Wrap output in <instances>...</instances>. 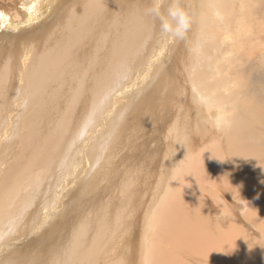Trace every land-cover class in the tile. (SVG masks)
Segmentation results:
<instances>
[{
	"label": "bare ground",
	"instance_id": "6f19581e",
	"mask_svg": "<svg viewBox=\"0 0 264 264\" xmlns=\"http://www.w3.org/2000/svg\"><path fill=\"white\" fill-rule=\"evenodd\" d=\"M165 1L0 0V264H129L114 245L138 230L122 215L155 154L132 155L137 169L120 185L109 157L144 123L126 115L135 99L176 100V114L152 187L165 183L164 194L142 218L145 241L132 243L146 251L131 264H264V0ZM174 5L192 16L185 38L195 35L179 92L164 64H181L183 39L149 11L168 19ZM192 123L198 137L183 131ZM116 191V205L102 201Z\"/></svg>",
	"mask_w": 264,
	"mask_h": 264
},
{
	"label": "rangeland",
	"instance_id": "374dc122",
	"mask_svg": "<svg viewBox=\"0 0 264 264\" xmlns=\"http://www.w3.org/2000/svg\"><path fill=\"white\" fill-rule=\"evenodd\" d=\"M145 1H149L148 2V4L150 5L151 3H152V0H145ZM151 1V2H150ZM166 1L164 0V3H165ZM169 0H167V3L165 4V5H167V4H169ZM79 12V11H78ZM193 12L194 13H196V11H194L193 10ZM191 14V13H190ZM156 16V15H155ZM192 18V16H189V18ZM156 18H157V20H156V23H157V27H159V24H160V26H161V19H160V17H158V16H156ZM158 21V22H157ZM191 21H192V19H191ZM192 29H190V32H192L191 31ZM188 33H189V31H187ZM156 35L158 36V32H156ZM195 35H193V36H190V35H186V38L184 37V39H183V43H182V45H181V50H185L186 51V55H185V58L183 59V60H181V64H179V63H176V65L174 66V63H175V60H173V63H172V61L169 63V64H164V65H166L167 67H166V70H165V75H166V77H167V79H168V81L170 82V84L171 85H173V86H175L177 89H178V92H179V90H182V91H184V90H188V86H189V69H190V65L189 66H187V61H188V59H189V57H188V54H187V51L189 50H191V48H192V46H193V43H194V37ZM154 37H155V35H153V38H152V40L151 41H153L154 40ZM192 37H194V38H192ZM192 38V39H191ZM188 40V41H187ZM150 43H152V42H150ZM191 43V44H190ZM153 45V44H152ZM152 45L150 44V45H148V46H150V50H151V48H152ZM187 49V50H186ZM147 54V57H148V54H149V52H147L146 53ZM179 62V61H178ZM140 65H138L135 69H134V72H136V70H138V69H140ZM185 67V68H184ZM180 68V69H179ZM183 68V69H182ZM181 70V71H180ZM183 71V72H182ZM146 90H148V89H146ZM149 91V90H148ZM144 94H145V91L141 94V96H144ZM177 97H178V95H177ZM152 100V99H151ZM175 102H176V100L173 102V104H167L166 106H163V105H157L158 103L154 100V102H153V104L150 106V107H148V105L146 104V106L145 107H136L137 106V104H138V100L137 99H135L134 100V102H133V104H132V106H131V110L130 111H128L127 113H126V115H128V114H131V116H133V115H136L140 120H137V121H140V122H144L143 124H140L141 126V128L139 127V129H138V131L137 132H135L133 135H134V137L135 138H133V140L131 141V144L130 145H126V146H124V147H120V148H117V147H115L114 148V150H113V154H111L110 155V159L114 156V163H115V166L117 167V169H118V173H119V175H120V179H119V181L120 182H118L117 181V183L120 185L122 182H127L129 179H130V175H129V171H132V170H134V169H137V167L135 168V166H133V164L129 161L130 159L129 158H131V156L132 155H134V157H135V159H140V157L141 156H143L144 155V153H147V152H153L154 154H155V160H154V162L153 163H151V164H153V168L151 167V168H147V169H143V168H141V166L142 165H139V177H138V183H137V187H138V189L140 190V194L138 195V198H137V200H136V203L134 204V209H132L131 207H129V205H127L126 207H127V210H124V212H123V215H122V218L125 220L126 219V221H129L130 219H128L127 220V217H128V215H130L129 216V218H131V216H132V218L135 220V218L136 219H138L137 221L135 220V222H136V227L138 226V230H139V232H138V230H137V232L135 231V235L133 234L134 232H131V230H130V232L131 233H129V236L128 237H126V239L125 240H123L122 242L120 241V239L118 240V242L116 243V245H114V248H116V252L118 253V255L119 256H126V257H128V259H129V264H131V257H133V253L135 252L136 254H137V256L139 257V259L140 260H142L141 259V255L140 254H143L142 255V258H143V256L145 255V251H146V249L145 248H143V249H140L139 248V245H138V249H140V250H136L135 249V251H134V247H133V243H132V240L133 239H135V237L137 238V233H138V236H139V240L140 241H142V243H143V241H145V238H144V235H143V233H144V230H143V227H144V224H142V222L144 221L142 218H144V219H147L149 216H150V214H151V211L153 210V208L157 205V203L159 202V200H158V198L160 199L161 198V196L164 194L163 193V191H164V188H165V183H162L161 184V186H160V191H159V189H157L156 191H155V194H153L152 193V187L154 186L153 184L156 182V177L159 175V173H160V171H161V169H162V167H163V162H164V152H165V145H166V141L168 140V137H169V134H170V127L172 126L171 124H172V122H173V120H174V116H175V114H176V110H175ZM172 106V107H171ZM153 107V108H152ZM133 108H135V109H133ZM138 108V109H137ZM168 108V109H167ZM161 110V111H159V113H158V110ZM133 110V111H132ZM165 110V111H164ZM155 111V112H154ZM134 112V113H133ZM163 114V115H161V114ZM143 119V120H142ZM154 120H156L157 122H155ZM147 122V123H146ZM150 123V124H149ZM159 124V125H158ZM145 125V126H144ZM191 126H187V127H185V126H183V131H185V128L186 129H188V128H190L191 127V135H192V138H193V134H194V126H193V123L192 124H190ZM158 126V127H157ZM154 127V128H153ZM166 127V128H165ZM162 128V129H161ZM141 129H142V131H141ZM147 130V131H146ZM163 130H165V131H163ZM150 133V134H148V133ZM137 133H139V134H137ZM142 134V135H141ZM143 135H145V136H143ZM147 135H148V137H147ZM141 136V137H140ZM195 137H198V133H196L195 132V135H194ZM143 137V138H142ZM135 139V140H134ZM134 141V142H133ZM136 141H138V143L136 142ZM141 141V142H140ZM151 141H153V142H151ZM191 139L189 140V141H187V144H191ZM141 144V145H140ZM146 144V145H145ZM150 144H151V146H150ZM143 145V146H142ZM178 145H180V144H178ZM177 145V148H175V147H172L171 149H170V151H169V153H168V161H169V164H170V168L172 169V167L173 166H175V161L176 160H179L180 159V156L182 155V154H180V148H179V146ZM134 146H136L137 147V150L136 151H134L133 150V148H134ZM147 146H148V148H147ZM132 147V148H131ZM146 147V148H145ZM153 147V148H152ZM123 148H125V149H123ZM126 148H128V149H126ZM158 148V149H157ZM120 150V151H119ZM123 150V151H122ZM138 151L140 152V153H138ZM162 151V152H161ZM135 152H137V153H135ZM142 152V153H141ZM171 152V153H170ZM140 154H141V156H140ZM119 155V156H118ZM138 155L140 156V157H138ZM123 157V158H122ZM125 157V158H124ZM161 157H162V162H161ZM118 158V159H117ZM122 158V159H121ZM125 161H124V160ZM123 160V161H122ZM157 160V161H156ZM118 161V162H117ZM120 161L121 162H123V163H121L120 164ZM156 161V162H155ZM70 162V161H69ZM157 162H159V164L157 163ZM64 163V162H63ZM68 163V162H67ZM66 163V164H67ZM161 163H162V166H161ZM71 164V163H70ZM125 165V166H123V165ZM150 164V163H149ZM149 164H148V166H149ZM155 164V165H154ZM159 166H158V165ZM130 166V167H129ZM64 166H63V164H62V166L61 167H59V170L55 173V175L54 176H56L57 174L59 175L60 173H61V169L63 168ZM144 167V166H143ZM158 167V168H157ZM67 168V167H66ZM131 168V169H130ZM157 168V169H156ZM161 168V169H160ZM169 168V169H170ZM143 169V170H142ZM149 169V170H148ZM152 169H153V172H152ZM158 169H160V170H158ZM123 170V171H122ZM147 170V171H146ZM155 170V171H154ZM123 172V173H121V172ZM135 171V170H134ZM138 171V170H137ZM137 171H136V173H137ZM157 172V173H156ZM159 172V173H158ZM150 173H152L151 174V176H150ZM142 174V175H141ZM144 174V175H143ZM154 174V175H153ZM162 174L163 173H161V175H160V177L158 176V178L160 179L161 177H163L162 176ZM129 175V176H128ZM128 176V177H127ZM145 178H144V177ZM152 176H154V177H152ZM126 177H127V179H126ZM139 178H141V179H139ZM125 180H127V181H125ZM135 182H137V180L135 181ZM153 182V183H152ZM134 184V183H133ZM141 184V185H140ZM156 184V183H155ZM135 185V184H134ZM140 185V186H139ZM144 185V186H143ZM141 186H143V187H141ZM116 187H118V186H116ZM189 188H190V186H189ZM146 190H148V191H146ZM144 191L146 192V194L144 193ZM142 192L144 193V194H142ZM151 192V193H150ZM161 192V193H160ZM198 192H199V195L198 196H196V198H197V206L199 207V211H201V207L203 208V205H205L206 204V198H207V195H205V192H203L202 190H201V188L199 187L198 188ZM158 194V198H157V194ZM114 194H116V195H114ZM114 194H109V195H112V196H107V195H105L104 197H103V195H102V201H105V202H108L109 201V199L111 200V202H114V204L116 205V201H117V197L116 196H118V192L116 191V192H114ZM159 194H160V196H159ZM162 194V195H161ZM142 195V196H141ZM148 195V196H147ZM155 196V197H154ZM185 196V195H184ZM184 196H180L179 198H181V201H180V203H181V205L179 204V209H182L181 211H180V213L182 214V215H190L189 213V211H190V209H189V207H190V204H189V201H190V197L188 196H185L186 198H188L187 200L184 198ZM109 198V199H108ZM152 198V199H151ZM108 200V201H107ZM146 200V201H145ZM148 200V201H147ZM186 202H185V201ZM119 201H121V199H119ZM110 202V203H111ZM156 202V203H155ZM109 203V202H108ZM154 205V206H153ZM186 206H188V207H186ZM136 207V208H135ZM143 207V208H142ZM148 208V209H147ZM138 209V210H137ZM139 209H142V210H139ZM79 210H80V208H78L77 209V213H79ZM135 210V211H134ZM145 210V211H144ZM189 210V211H188ZM143 211V212H142ZM139 214H138V213ZM188 212V213H187ZM76 213V214H77ZM136 215H135V214ZM143 214V217H141L140 218V216L139 215H141L142 216V214ZM179 213V214H180ZM138 214V215H137ZM134 215V216H133ZM74 216H77V215H74ZM138 216V217H137ZM82 219V218H81ZM130 221H132V219L130 220ZM140 221V222H139ZM71 222L72 223H74L75 222V219L74 220H71ZM79 222V219L78 220H76V222H75V225L77 224ZM140 225V226H139ZM141 226H142V230L140 229L141 228ZM136 227H135V229H136ZM141 230V231H140ZM132 234V235H131ZM131 235V236H130ZM131 237V238H130ZM129 240V241H128ZM137 240V239H136ZM55 243H54V241H51L50 243H49V246H53ZM121 246H123L122 248H121ZM52 248V251H53V247H51ZM51 248H49V249H47L46 251H49ZM121 248V249H120ZM121 251H120V250ZM52 251L50 252V254H52ZM128 251V252H127ZM140 251V252H139ZM123 254V255H122ZM140 255V256H139ZM139 260V261H140ZM34 263H36L35 261H33L32 262V264H34ZM142 263V262H141Z\"/></svg>",
	"mask_w": 264,
	"mask_h": 264
},
{
	"label": "clouds",
	"instance_id": "9594fccd",
	"mask_svg": "<svg viewBox=\"0 0 264 264\" xmlns=\"http://www.w3.org/2000/svg\"><path fill=\"white\" fill-rule=\"evenodd\" d=\"M150 13L160 17L161 27L164 33H167L173 39H184L186 32L190 27V18L187 13L178 5L168 9V19L160 16L159 7H153Z\"/></svg>",
	"mask_w": 264,
	"mask_h": 264
}]
</instances>
